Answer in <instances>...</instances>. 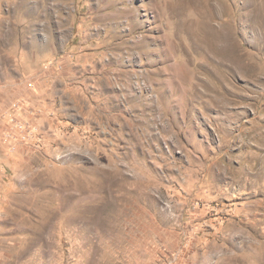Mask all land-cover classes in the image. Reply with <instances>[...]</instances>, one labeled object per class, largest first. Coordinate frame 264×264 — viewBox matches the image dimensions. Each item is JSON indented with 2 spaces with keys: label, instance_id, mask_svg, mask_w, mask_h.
I'll return each instance as SVG.
<instances>
[{
  "label": "rangeland",
  "instance_id": "374dc122",
  "mask_svg": "<svg viewBox=\"0 0 264 264\" xmlns=\"http://www.w3.org/2000/svg\"><path fill=\"white\" fill-rule=\"evenodd\" d=\"M0 264H264V0H0Z\"/></svg>",
  "mask_w": 264,
  "mask_h": 264
}]
</instances>
